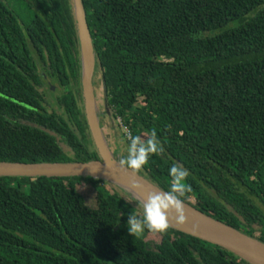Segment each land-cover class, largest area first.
Returning <instances> with one entry per match:
<instances>
[{
  "label": "trees",
  "instance_id": "trees-1",
  "mask_svg": "<svg viewBox=\"0 0 264 264\" xmlns=\"http://www.w3.org/2000/svg\"><path fill=\"white\" fill-rule=\"evenodd\" d=\"M83 3L107 108L129 146L159 144L138 172L168 191L182 166L184 201L264 242V0ZM81 91L73 0H0V161L99 159ZM107 184L0 176V264H250L172 227L130 235L139 202Z\"/></svg>",
  "mask_w": 264,
  "mask_h": 264
},
{
  "label": "water",
  "instance_id": "water-1",
  "mask_svg": "<svg viewBox=\"0 0 264 264\" xmlns=\"http://www.w3.org/2000/svg\"><path fill=\"white\" fill-rule=\"evenodd\" d=\"M73 6L81 47V81L84 109L91 137L100 158L87 162L26 163L0 161V176L92 177L116 184L119 188L129 192L131 197H134L140 203L143 199H146L149 192H163L166 190L147 179L138 171L122 165L110 152L101 134L98 122V105L94 87L95 63L97 59L87 24L83 0H73ZM85 47H88L92 57V67L88 72H85L84 69ZM90 99L96 109L95 118H93L91 113ZM99 136H101L102 142ZM102 143H104L110 155L106 154ZM133 183H137L141 187L134 189L132 187ZM184 211L186 220L183 223L170 221V227L218 245L250 264H264V242L215 219L186 201H184ZM226 233L231 236H226Z\"/></svg>",
  "mask_w": 264,
  "mask_h": 264
},
{
  "label": "clouds",
  "instance_id": "clouds-1",
  "mask_svg": "<svg viewBox=\"0 0 264 264\" xmlns=\"http://www.w3.org/2000/svg\"><path fill=\"white\" fill-rule=\"evenodd\" d=\"M159 144L155 136L141 143L139 138H132L126 159L121 164L134 171L140 170L148 160L149 154L159 151ZM171 184L168 191L149 192L146 199H143L138 207L141 212L128 214L125 227L132 236H141L144 232H165L170 226V221L183 223L186 220L184 211V200L186 191L190 188L184 183L189 175L182 166L172 165L169 169ZM134 189L141 186L133 183Z\"/></svg>",
  "mask_w": 264,
  "mask_h": 264
},
{
  "label": "rangeland",
  "instance_id": "rangeland-1",
  "mask_svg": "<svg viewBox=\"0 0 264 264\" xmlns=\"http://www.w3.org/2000/svg\"><path fill=\"white\" fill-rule=\"evenodd\" d=\"M95 64H96V69H95L96 83H94V87H95L96 98H97V105H98L97 115H98V122L101 128V134L103 135V138L105 142L107 143L108 148L110 152L112 153L113 157L118 159L121 162V160L126 159L128 152H129V148H130L126 140V137H125V133L126 135L128 133L125 128L124 129L121 128V122L119 121V119L116 120L111 115L110 110L106 106L104 86L101 80L102 76H101L100 68L97 66V60ZM54 84L52 86L54 87L53 90H57L58 88H60L58 83H54ZM82 93L83 91H81V97H82V105L84 107ZM145 137H147L145 134L142 135L143 139H146ZM60 144L64 150L70 151L69 152L70 154L72 153L71 150H69V147L66 144H64L61 140H60ZM107 185L110 188H113L114 190H117L121 194L126 196L116 184L109 182ZM81 189L85 193L88 204L92 207H95L96 199H95L94 191L92 190V184L85 182L82 184ZM254 200L264 210V204L259 199L254 198ZM255 228H256V233H259L260 226H255ZM149 237L155 240H158V241L160 240V234L158 232H153L152 234H150Z\"/></svg>",
  "mask_w": 264,
  "mask_h": 264
},
{
  "label": "bare ground",
  "instance_id": "bare-ground-1",
  "mask_svg": "<svg viewBox=\"0 0 264 264\" xmlns=\"http://www.w3.org/2000/svg\"><path fill=\"white\" fill-rule=\"evenodd\" d=\"M92 67V57H91V52L90 50L88 49V47H85V56H84V69H85V72H88ZM90 105H91V113H92V116L93 118H95V106L93 104V101L90 99ZM100 139H101V136H99ZM101 142H102V139H101ZM103 147L105 148V151H106V154L107 155H110V153L108 152V150L106 149V146L104 145V143H102ZM226 236H231L230 234L226 233Z\"/></svg>",
  "mask_w": 264,
  "mask_h": 264
},
{
  "label": "built area",
  "instance_id": "built-area-1",
  "mask_svg": "<svg viewBox=\"0 0 264 264\" xmlns=\"http://www.w3.org/2000/svg\"><path fill=\"white\" fill-rule=\"evenodd\" d=\"M119 121H120V119H119ZM121 124H122V123H121ZM125 129H126V128H125ZM126 130H127V133H128L127 135H129L128 129H126Z\"/></svg>",
  "mask_w": 264,
  "mask_h": 264
}]
</instances>
